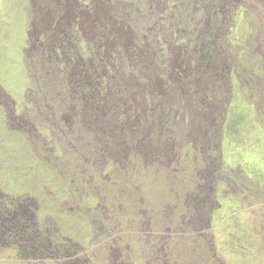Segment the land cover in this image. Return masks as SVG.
<instances>
[{
    "label": "rangeland",
    "instance_id": "obj_1",
    "mask_svg": "<svg viewBox=\"0 0 264 264\" xmlns=\"http://www.w3.org/2000/svg\"><path fill=\"white\" fill-rule=\"evenodd\" d=\"M20 210L0 264H264V0H0Z\"/></svg>",
    "mask_w": 264,
    "mask_h": 264
},
{
    "label": "trees",
    "instance_id": "obj_2",
    "mask_svg": "<svg viewBox=\"0 0 264 264\" xmlns=\"http://www.w3.org/2000/svg\"><path fill=\"white\" fill-rule=\"evenodd\" d=\"M25 215L26 213L23 210H20V213L16 214V216L15 214H13V212L6 213V215L2 214V216H0V233L3 234L4 232H8L14 239H22L24 236V232H22V227L28 224L30 225V228L27 237H38V231L36 226H34L31 222L27 221ZM6 217L8 218V220L5 219Z\"/></svg>",
    "mask_w": 264,
    "mask_h": 264
}]
</instances>
